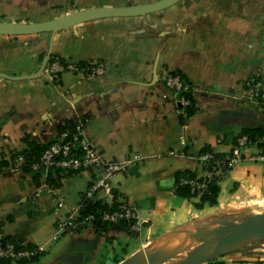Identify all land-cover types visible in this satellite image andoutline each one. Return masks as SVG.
Masks as SVG:
<instances>
[{"label":"crops","instance_id":"0c3cea01","mask_svg":"<svg viewBox=\"0 0 264 264\" xmlns=\"http://www.w3.org/2000/svg\"><path fill=\"white\" fill-rule=\"evenodd\" d=\"M151 1L0 0V21ZM50 46V57L83 68L57 80L47 64L33 78L0 76V233L40 250L9 264H117L164 235L215 218L235 220L264 200V160L246 156L217 173L215 205L197 208V197L176 192L178 173L208 168L201 154L222 156L238 135L264 129V102L246 83L254 76L264 87V0H179L147 15L86 21L54 34L0 35V72L35 74ZM169 73L188 82L191 114L167 87ZM79 120L90 147L106 159L143 158L111 178V203L134 206L139 231L92 221L57 232L93 172H59L46 182L44 174L14 169L17 155L41 149L61 124ZM203 264H264V240Z\"/></svg>","mask_w":264,"mask_h":264},{"label":"built area","instance_id":"2783aa9c","mask_svg":"<svg viewBox=\"0 0 264 264\" xmlns=\"http://www.w3.org/2000/svg\"><path fill=\"white\" fill-rule=\"evenodd\" d=\"M79 67L70 61L61 60L58 56H51L47 62L46 70L52 79H58L60 73L66 70H80ZM246 83L250 85L252 95L260 102H264V88L259 79L251 76ZM167 87L175 93L183 87L181 78L176 73H169L166 78ZM184 89L187 87L184 86ZM178 95V94H177ZM183 105L189 104V101L184 96H177ZM83 120H79L75 125L66 130L58 132L54 138L49 141L38 158L31 161L28 167L32 171H39L46 175L52 169L60 170L59 172H76L81 170H91L93 172V179L90 185L85 189L82 200L97 199L107 204V208L97 211L98 219L106 223H120L125 222L131 231L139 230V221L137 211L134 206L129 204H121L111 206L110 199L113 198V184L112 176L122 171L127 165L134 161L143 159L139 155H134L129 159L111 160L106 159L101 151L90 147L84 134ZM264 148V134L263 135H249L242 133L238 135L228 153L217 156L210 152H205L200 155L201 159L208 162V167H211L209 173L215 174L222 171L224 168L231 166L236 161L243 158V156L250 159L257 160L260 156H256L254 149ZM248 153V154H246ZM25 162L24 155L19 154L14 159V169H20V166ZM182 183L188 182L183 180ZM194 184L193 181H190ZM198 184V183H196ZM205 183L201 182L198 187H204ZM40 189H37L36 194H39ZM82 200L69 209L67 215L57 221V232H64L79 225H84L96 219L95 213H88L86 216L80 218L79 209L82 206ZM62 201H58V205L62 206ZM12 239L5 237L0 233V260L10 259L11 261L30 260L40 250L36 246L28 247L26 245L20 246Z\"/></svg>","mask_w":264,"mask_h":264},{"label":"water","instance_id":"95a60500","mask_svg":"<svg viewBox=\"0 0 264 264\" xmlns=\"http://www.w3.org/2000/svg\"><path fill=\"white\" fill-rule=\"evenodd\" d=\"M178 1L155 0L120 6H93L34 22L0 21V35L44 32L54 34L61 29L86 21L147 15L167 8ZM50 55L51 46L35 74L9 75L0 72V76L11 79L33 78L45 68ZM261 240H264V211L253 212L241 221L224 217L215 218L208 223L181 228L161 237L157 242L162 248L163 260L159 263L145 261L143 255L146 252H143V248L117 264H203L215 260L239 246Z\"/></svg>","mask_w":264,"mask_h":264},{"label":"trees","instance_id":"16d2710c","mask_svg":"<svg viewBox=\"0 0 264 264\" xmlns=\"http://www.w3.org/2000/svg\"><path fill=\"white\" fill-rule=\"evenodd\" d=\"M177 74V73H176ZM181 78V81L183 82V87L186 86L187 88L184 89L183 87L181 89H179V91L177 92V94L179 96H184L187 99H189V104L185 105V112H187V114H191L194 111V108L192 107V98L190 96V89H189V84L188 82L185 80V78L183 77V75L178 74ZM57 80V79H56ZM75 125L74 122H65L63 124H61L59 126V132H61L62 130H66L68 128H71ZM244 133H247L249 135H263L264 134V129H258V130H253V131H245ZM46 146V145H45ZM42 147L41 149H38L37 147H32L29 150H26L25 152L21 153L22 155H24L25 158V162L20 166V170L23 172H27L30 173L32 175H34L35 178H41V172L39 171H32L29 169L28 164L31 161H34L38 158V156L41 154V152L43 151V149L45 148ZM218 156V155H217ZM208 170H211V167L208 168ZM60 170H55L52 169L51 171H49L46 174V182H50V178L52 176H54L55 174L57 175L59 173ZM68 172H72V171H68ZM67 172V173H68ZM78 172V171H76ZM214 172V170H213ZM74 173V172H72ZM219 175L213 173V176L211 179L208 178H196V174L192 171H183L180 172L176 175V192L179 196L184 197V198H191V197H197L198 201L196 203V207L197 208H203L204 205H215L217 203V195H218V191H219V187H218V180H219ZM186 179L188 180V182L186 183H182L180 179ZM195 180V181H194ZM190 181L194 182V185H192L190 183ZM204 182L205 183V187L204 189H202V191H200L198 185H196L195 183H201ZM118 202H113L111 204L110 207H114V205H117ZM108 206L106 203L102 202L101 200H97V199H84L82 200V206L79 209V215L81 219L82 217L86 216L88 213H95L96 214V219H94L93 223L100 228H104L105 226H107L110 223H106V222H102L100 221V219H98V213L97 211H101L103 209H106ZM122 224H125V222H120ZM82 225H79V227ZM78 228V227H76ZM37 255V254H36ZM34 255L33 258L36 256ZM37 257V256H36ZM32 258V259H33ZM31 260V259H30ZM29 260H18L17 262L19 263H25ZM11 263L10 259H1L0 260V264H9Z\"/></svg>","mask_w":264,"mask_h":264},{"label":"rangeland","instance_id":"374dc122","mask_svg":"<svg viewBox=\"0 0 264 264\" xmlns=\"http://www.w3.org/2000/svg\"><path fill=\"white\" fill-rule=\"evenodd\" d=\"M261 82V81H260ZM262 83V82H261ZM262 87H263V85H262ZM264 88V87H263ZM256 102L257 103H260V101L258 100V99H256ZM254 152H255V154H256V156H260V158L259 159H257V160H264V148H255L254 149ZM246 154H248V153H246ZM209 168V167H208ZM208 168H206L204 171H201V173H199V175H196V178L198 177V178H208L207 177V174H208V172L209 171H211V170H208ZM213 173H215V172H213ZM213 173L211 174V173H209V178L208 179H211L212 178V176H213ZM181 180V179H180ZM183 180H186V179H183ZM195 181V180H194ZM196 184V183H195ZM192 185H194V184H192ZM196 185H198V184H196ZM204 187H205V185H204ZM204 187H200L199 189H200V191H202V189H204ZM130 205V204H129ZM251 209H253L254 210V212H262V210H263V208H260V207H258V206H252V208ZM251 213H253V212H250V208H248V209H245L244 211H242L241 213H239V215H236L235 217H234V219H235V221H241L242 219H244V218H246V217H248ZM127 225V224H126ZM77 227V226H76ZM127 227H128V225H127ZM139 227L141 228V225L139 224ZM75 228V227H74ZM129 228V227H128ZM140 228H139V230H140ZM72 229V228H71ZM138 230V231H139ZM132 232H134V230L132 231ZM17 244H19L21 247L22 246H24V245H26V246H28V247H32L33 245H31V244H28V243H25V242H23V243H17ZM156 245V244H159V242H151V243H149L147 246H145L144 247V249H143V252L145 253V252H147L148 250H149V248H150V246H152V245ZM240 245H242V244H240ZM35 247V246H34ZM240 247V246H239ZM242 247V246H241ZM36 248L39 250V248L36 246Z\"/></svg>","mask_w":264,"mask_h":264},{"label":"bare ground","instance_id":"6f19581e","mask_svg":"<svg viewBox=\"0 0 264 264\" xmlns=\"http://www.w3.org/2000/svg\"><path fill=\"white\" fill-rule=\"evenodd\" d=\"M256 206L264 209V200H259L255 203ZM145 261L159 263L163 260L162 248L158 245L150 246L149 250L143 255Z\"/></svg>","mask_w":264,"mask_h":264}]
</instances>
